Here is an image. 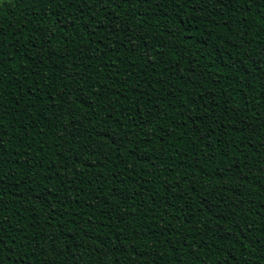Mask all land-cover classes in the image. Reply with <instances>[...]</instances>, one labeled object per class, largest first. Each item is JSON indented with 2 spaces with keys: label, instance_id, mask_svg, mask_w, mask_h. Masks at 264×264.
I'll return each instance as SVG.
<instances>
[{
  "label": "trees",
  "instance_id": "trees-1",
  "mask_svg": "<svg viewBox=\"0 0 264 264\" xmlns=\"http://www.w3.org/2000/svg\"><path fill=\"white\" fill-rule=\"evenodd\" d=\"M0 264H264V0L0 4Z\"/></svg>",
  "mask_w": 264,
  "mask_h": 264
},
{
  "label": "snow or ice",
  "instance_id": "snow-or-ice-1",
  "mask_svg": "<svg viewBox=\"0 0 264 264\" xmlns=\"http://www.w3.org/2000/svg\"><path fill=\"white\" fill-rule=\"evenodd\" d=\"M82 2L86 3V0H82ZM97 2L100 4H103L105 0H97ZM0 243H2V241H0Z\"/></svg>",
  "mask_w": 264,
  "mask_h": 264
},
{
  "label": "rangeland",
  "instance_id": "rangeland-1",
  "mask_svg": "<svg viewBox=\"0 0 264 264\" xmlns=\"http://www.w3.org/2000/svg\"><path fill=\"white\" fill-rule=\"evenodd\" d=\"M5 0H0V4L3 3Z\"/></svg>",
  "mask_w": 264,
  "mask_h": 264
}]
</instances>
